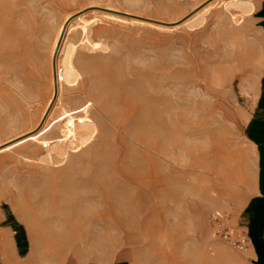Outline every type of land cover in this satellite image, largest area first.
<instances>
[{
	"label": "rangeland",
	"instance_id": "obj_1",
	"mask_svg": "<svg viewBox=\"0 0 264 264\" xmlns=\"http://www.w3.org/2000/svg\"><path fill=\"white\" fill-rule=\"evenodd\" d=\"M202 1L0 0V143L25 132L60 136L65 113L82 118L86 108L92 129L77 151L68 146L59 154L56 143L27 141L0 153V264H60L56 253L67 264H256L247 241L243 248L230 241L246 237L240 217L255 175L244 129L264 71L255 19L262 0L226 7L215 0L194 15L213 0L195 8ZM104 8L126 18L179 21L160 30L92 12ZM70 14L67 24L80 14L95 20L85 35L68 34L66 45L77 44V74L57 96L54 89L35 127L50 96L53 38ZM151 104L168 112L153 127ZM162 122L173 129L162 131ZM107 142L118 171L116 194L88 202L79 216H99L112 203L127 223L118 229L100 219L76 222L78 212L66 210V223L52 224L48 197L37 191L60 184L68 166H83L82 157ZM74 221L87 240L57 250L52 232L70 231Z\"/></svg>",
	"mask_w": 264,
	"mask_h": 264
},
{
	"label": "bare ground",
	"instance_id": "obj_2",
	"mask_svg": "<svg viewBox=\"0 0 264 264\" xmlns=\"http://www.w3.org/2000/svg\"><path fill=\"white\" fill-rule=\"evenodd\" d=\"M208 0L202 1L199 5H202L203 3H206ZM210 1L206 3L204 6H202L198 11L194 13V15L203 12L207 10L212 3L214 2ZM222 1L226 5L232 6L236 2H240L241 0H218ZM238 6V9L241 13L248 12V9L245 6L242 5H235ZM194 8V9H195ZM105 10H92V12H98L101 15L109 18V19H115L120 21H129L131 23H135L142 26H148L160 30H170L177 26V21H171V22H164L161 20H156L153 18H147L139 15L131 14L129 18L117 15L115 13H112V9L110 8H104ZM111 10V11H108ZM117 11V10H113ZM127 13V12H124ZM129 14V13H128ZM127 14V15H128ZM67 15L63 22L59 25L57 28V31L54 35L52 47L50 51V96L45 103L44 107L42 108V111L40 115L37 117V121L35 124V127L38 125V123L41 121L44 113L46 112V109L53 97L54 89H56V96L59 93V89L61 86V83H70L71 77L77 74L74 62H73V56L76 50L77 44L75 43H69L66 45L67 36L71 32L79 31L83 35L86 34V31L88 29V26L94 22L95 19H84V14H80L74 18L75 22L72 24L71 21L67 24L70 16ZM162 22V23H161ZM165 23V24H164ZM67 25V26H66ZM58 42H60L61 50L60 54L59 49L57 52V55L55 57V64L54 59L51 60L52 56L54 54V51L56 49V46L58 45ZM96 45V43L94 44ZM59 55V56H58ZM222 73L221 79L224 80L226 69L220 71ZM53 74V77H52ZM56 74V75H55ZM118 102L117 98L113 100L112 104L115 106ZM150 115L147 119H149L151 126L153 127L155 123H157V120H162L159 116L162 114V112H167V107H163V109L157 110L154 106V104L150 105ZM105 110H111L110 105L105 106ZM84 113V116L82 118L69 115L67 113L64 117L65 122H63V129L64 132L60 136H56L54 138H42L37 139L35 134H29V132L20 133L17 134L7 140H4L0 143V153H5L7 151H13L23 143L27 141H33V142H39L44 145H49L51 143H56L57 146L54 147L57 153L59 154H65L66 150L65 148L70 146L72 148H76L74 151L79 150L82 146L86 144L88 139L90 138L91 133V124H89L90 119L87 116V108L82 110ZM62 113L63 110H62ZM113 118H116L118 116V111H114L111 113ZM157 119V120H156ZM79 120L80 122L76 123L75 121ZM172 125V121L170 122ZM120 127H123L121 121L118 123ZM162 125V131H165L166 133L170 132L173 129V126L170 124H163ZM111 143L107 142L104 144L103 148L100 149H93L90 152H88L87 155L82 157L85 164L82 166H68L65 175L63 176L60 184H52L51 186L47 187L48 190L45 188H40L37 193L38 197L40 199H44V197H48V206L50 208L51 205V212L52 214L49 217V220H52V224L55 220H60L63 224L66 223V218L63 216L65 214V211L68 210L72 214L73 212H78L76 222L80 221H87L89 223H92L93 221H96V219H100V222L97 221V224L101 223H107L113 228L121 227V223L126 224V217H122V213L119 211V207L117 204H107L106 208L103 210V213L97 216L96 214L92 212H86V214H90L89 218L87 216H79V211L85 208L86 204L88 202L91 203L92 200H104L108 197V195H111L112 197L115 196V181L118 179V171L116 163L113 159V150L110 148ZM52 148H49V151H51ZM32 186V185H31ZM31 186L27 187L26 191H23V194H26L28 191L31 190ZM236 188V187H234ZM237 189V188H236ZM238 190V189H237ZM249 193V192H248ZM118 203V202H117ZM44 209V207H43ZM28 210H31L33 212L32 208H29ZM138 215H141L139 213ZM14 217V216H13ZM140 221L141 228H146V221L145 216H142ZM92 222H91V221ZM72 223V222H71ZM24 229V228H23ZM82 230H79L78 227L75 225V221L72 223L71 230H66L65 228H61V230H57L58 233H53V235L57 238V243H55L57 246V250L61 249L63 250L65 247H70L77 242H84L87 240L85 235L81 234ZM6 232V231H5ZM7 233V232H6ZM85 233H88V230H85ZM26 234V233H25ZM8 238V237H7ZM5 243V242H4ZM6 245V243L4 244ZM56 252V251H55ZM16 254V253H15ZM56 259L58 258L60 264H67V259L63 258V256L55 254Z\"/></svg>",
	"mask_w": 264,
	"mask_h": 264
},
{
	"label": "crops",
	"instance_id": "obj_3",
	"mask_svg": "<svg viewBox=\"0 0 264 264\" xmlns=\"http://www.w3.org/2000/svg\"><path fill=\"white\" fill-rule=\"evenodd\" d=\"M255 17L264 41V0L260 2ZM245 137L253 146L255 175L241 214L248 242V252L256 264H264V71L260 76L256 98L250 109L244 129Z\"/></svg>",
	"mask_w": 264,
	"mask_h": 264
},
{
	"label": "built area",
	"instance_id": "obj_4",
	"mask_svg": "<svg viewBox=\"0 0 264 264\" xmlns=\"http://www.w3.org/2000/svg\"><path fill=\"white\" fill-rule=\"evenodd\" d=\"M231 234H232V230H228V231H226V234L224 236L228 237V235L231 236ZM246 241H247L246 237L241 236L240 239H236V240L231 239L230 244L233 246H236L238 248H243Z\"/></svg>",
	"mask_w": 264,
	"mask_h": 264
}]
</instances>
